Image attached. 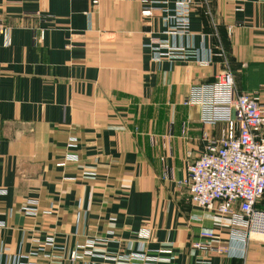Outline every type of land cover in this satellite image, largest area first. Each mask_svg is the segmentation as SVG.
<instances>
[{
    "label": "crops",
    "instance_id": "obj_1",
    "mask_svg": "<svg viewBox=\"0 0 264 264\" xmlns=\"http://www.w3.org/2000/svg\"><path fill=\"white\" fill-rule=\"evenodd\" d=\"M173 7L0 0V264H103L70 254L108 231L134 239L142 229L152 232L151 250H171L162 264H264V234L233 238V219L197 206L183 183L225 127L206 124L204 107L186 102L193 89L229 67L239 92L259 90L264 100V0H194L183 41L201 58L213 51L208 66L158 60L147 46L167 37ZM68 153L78 160L66 162ZM30 201L37 216L22 210ZM202 231L213 233L211 249L193 246L205 241ZM48 237L55 247L35 255V240ZM121 248L113 241L96 251Z\"/></svg>",
    "mask_w": 264,
    "mask_h": 264
},
{
    "label": "built area",
    "instance_id": "obj_2",
    "mask_svg": "<svg viewBox=\"0 0 264 264\" xmlns=\"http://www.w3.org/2000/svg\"><path fill=\"white\" fill-rule=\"evenodd\" d=\"M173 3L174 7L167 9L166 21L169 24L164 32L167 37H153L147 46L158 60L195 61L201 66L210 65L214 59L213 51L208 57L201 58L196 50L183 41L184 37L192 35L190 16L194 0H173ZM153 12V7L142 10L145 17L152 16ZM1 32L5 45H10V28L3 27ZM45 35L46 30L40 29L35 34V41L42 42ZM186 102L200 103L204 107L203 121L206 124L225 122L221 140L210 142L204 152L188 166L189 177L183 183L189 187L191 200L197 206L230 216L235 239L246 241L254 234H264V210L257 208L264 197V100L261 92H239L234 74L227 67L215 76L214 82L195 87ZM77 160L78 157L73 154L65 156L66 162ZM170 174L167 168L163 172L165 178H169ZM22 210L28 216L38 215L34 201L28 202ZM5 226V222H0V231ZM200 238L205 241L194 242L195 248H212L209 240L213 238V233L202 231ZM151 239L150 229L140 230L134 239H120L114 231H108L105 235L86 239L84 244L71 252L70 258H100L103 264H162V259L171 250H151ZM113 241L122 247L117 254L96 251L99 243ZM35 242L38 246L35 255L46 253L48 247H55L54 237L44 241L37 239ZM218 249L222 251L224 248ZM19 262L20 258L14 261L15 264Z\"/></svg>",
    "mask_w": 264,
    "mask_h": 264
},
{
    "label": "rangeland",
    "instance_id": "obj_3",
    "mask_svg": "<svg viewBox=\"0 0 264 264\" xmlns=\"http://www.w3.org/2000/svg\"><path fill=\"white\" fill-rule=\"evenodd\" d=\"M256 237H258V235H255Z\"/></svg>",
    "mask_w": 264,
    "mask_h": 264
}]
</instances>
